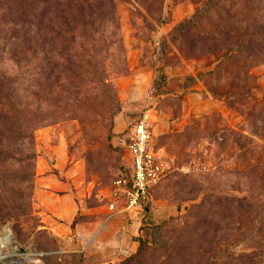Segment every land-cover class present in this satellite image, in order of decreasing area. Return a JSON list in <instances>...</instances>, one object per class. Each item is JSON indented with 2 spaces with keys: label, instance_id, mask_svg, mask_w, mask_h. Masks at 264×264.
<instances>
[{
  "label": "rangeland",
  "instance_id": "obj_1",
  "mask_svg": "<svg viewBox=\"0 0 264 264\" xmlns=\"http://www.w3.org/2000/svg\"><path fill=\"white\" fill-rule=\"evenodd\" d=\"M205 1L118 0L129 73L111 66L114 90L74 110L73 118L36 131V183L73 188L77 205L60 199L65 192L39 189L30 201L28 181L0 183V208L21 212L0 221V236L12 233L6 247L0 245V256L6 255L0 264H94L95 251L116 235V220L107 219L115 182L131 173L129 154L117 140L116 119L126 113L137 120L149 106L158 114L152 116L154 140L170 171L152 191L146 211L150 225L143 223L137 249L116 264H264V199L257 197L253 207L243 203V214L237 201L225 199L245 195L240 192L248 187L241 178L245 166L264 164V131L245 122L250 107L264 99V61L256 60L259 64L250 69L256 87L246 103L229 104L208 92L210 84L198 77L216 65L215 57L206 54L212 49L207 26L181 28ZM142 67L155 70L154 86H148ZM146 87L156 89L152 99L131 95ZM10 174L22 175L19 167ZM212 189L222 191L220 201L205 198ZM19 192L27 197L17 199ZM205 201L204 212L210 208L215 216L190 220L191 211ZM163 203L176 211L164 212ZM75 208L71 223L55 214Z\"/></svg>",
  "mask_w": 264,
  "mask_h": 264
},
{
  "label": "trees",
  "instance_id": "obj_2",
  "mask_svg": "<svg viewBox=\"0 0 264 264\" xmlns=\"http://www.w3.org/2000/svg\"><path fill=\"white\" fill-rule=\"evenodd\" d=\"M117 2L0 0V183L28 181L30 201L37 179L36 131L73 118L79 107L114 90L111 66L129 73ZM205 26L206 42L212 46L206 54L215 57L216 65L198 77L210 84L208 92L214 98L246 103L256 87L250 69L259 64L256 60L264 61V0H207L181 28ZM250 108L245 122L252 130L259 126L264 131V99ZM16 167L22 175L10 174ZM245 168L241 178L248 187L240 191L245 195L225 197L238 202L241 214L243 203L253 207L257 197L264 199V164ZM153 189L143 211L152 202ZM220 192L212 189L205 198L220 201ZM25 196L19 192L16 198ZM3 197L0 190V201ZM206 205L205 201L191 211L189 219L213 218L210 208L204 212ZM20 213L17 207L0 208V221ZM238 225L242 231V221Z\"/></svg>",
  "mask_w": 264,
  "mask_h": 264
},
{
  "label": "built area",
  "instance_id": "obj_3",
  "mask_svg": "<svg viewBox=\"0 0 264 264\" xmlns=\"http://www.w3.org/2000/svg\"><path fill=\"white\" fill-rule=\"evenodd\" d=\"M155 92L156 89L151 88L150 96ZM153 112L152 106L145 109L120 139L132 159L131 173L128 178L115 182L108 220L114 218L120 209L137 215L142 213L150 201V191L169 174L168 163L155 153ZM130 254L128 248H120L116 260ZM116 260L107 264H116Z\"/></svg>",
  "mask_w": 264,
  "mask_h": 264
},
{
  "label": "crops",
  "instance_id": "obj_4",
  "mask_svg": "<svg viewBox=\"0 0 264 264\" xmlns=\"http://www.w3.org/2000/svg\"><path fill=\"white\" fill-rule=\"evenodd\" d=\"M141 74L146 77L148 79V86L151 85L154 86V78H156V72L154 69L150 68V67H142L140 68ZM150 87V89H151ZM148 88H142V89H133L132 91V96L134 98H142L145 99L149 97V99H152L150 96V90L148 92ZM148 92V93H147ZM158 116V114H153L154 116ZM136 119L130 121L129 118L127 117L126 113H122L119 117H117L116 119V124H115V131L118 135L117 140L120 141L121 137L124 135V133L131 127V125L134 124ZM154 125V124H153ZM164 128H167L164 125ZM123 134V135H121ZM155 143V140H154ZM121 144V141H120ZM122 145V144H121ZM155 153L157 156L161 157L159 155V151L156 147V143H155ZM130 160H131V164L130 167L132 166V159L131 156L129 155ZM42 187H45V191L42 189ZM39 192L43 193L46 192L47 194L56 192H65V194L60 195V199L63 198H69L71 199L75 204L76 201L75 199L73 200V194L72 192L74 191L73 188L64 185L63 187H61V185L54 183V182H50V183H46L44 185L42 184H38L36 183V187L35 190H38ZM66 191H71V193H67ZM111 199H112V194H111ZM77 205V204H76ZM45 207L47 208L48 206L45 203ZM165 207V208H164ZM163 211L164 212H175L176 208H174V206L169 205V204H164L163 203ZM50 211H52L51 209H49ZM54 212V211H52ZM58 212V211H55ZM110 213V212H109ZM58 214V216L67 223H71L75 220V216H76V208L73 209L72 211H70L69 213H55ZM146 211H143L142 213H140L139 215H137L134 212H124L120 209L119 213L112 219H110L109 221H114L116 220L113 224H112V228L115 232V238L107 243H105L103 246H101L100 248H98L95 252H96V261L94 262V264H102V263H109L112 262L114 260H116L119 249L120 248H130L129 250L131 251V253H133L138 245H139V236L140 234L143 232L142 230V226L143 223H145L144 226H148L150 225V217H147ZM109 215V214H108ZM162 218V217H161ZM166 217L162 218L165 219ZM108 219V217H107ZM108 221V220H107ZM115 224L117 229H115ZM109 228V227H108ZM111 228V227H110ZM123 228V230H122Z\"/></svg>",
  "mask_w": 264,
  "mask_h": 264
},
{
  "label": "bare ground",
  "instance_id": "obj_5",
  "mask_svg": "<svg viewBox=\"0 0 264 264\" xmlns=\"http://www.w3.org/2000/svg\"><path fill=\"white\" fill-rule=\"evenodd\" d=\"M11 238H12V233L10 231H7V233H4L3 235L0 236V245L2 247H6L7 242H9L11 240ZM0 252H1V250H0ZM5 256L6 255L0 256V259L5 258ZM13 264H18V262H14Z\"/></svg>",
  "mask_w": 264,
  "mask_h": 264
}]
</instances>
